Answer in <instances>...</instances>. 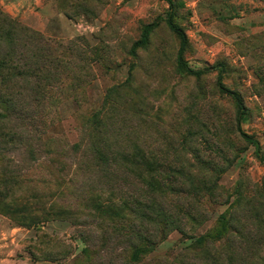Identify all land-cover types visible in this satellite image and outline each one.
I'll return each instance as SVG.
<instances>
[{"label":"rangeland","instance_id":"obj_1","mask_svg":"<svg viewBox=\"0 0 264 264\" xmlns=\"http://www.w3.org/2000/svg\"><path fill=\"white\" fill-rule=\"evenodd\" d=\"M173 1L259 155L167 1L0 0V264H264V0Z\"/></svg>","mask_w":264,"mask_h":264},{"label":"trees","instance_id":"obj_2","mask_svg":"<svg viewBox=\"0 0 264 264\" xmlns=\"http://www.w3.org/2000/svg\"><path fill=\"white\" fill-rule=\"evenodd\" d=\"M169 3V11L167 13V17H166V23L169 27V29L175 33L176 35L179 36L181 43H180V48L178 50V56H177V62L180 68H182L183 70H185L188 74L190 75H202L208 71H210L211 69H217L219 68V74H218V87L220 92L225 93L229 96H231L237 103L238 107H239V115L237 118V122H238V131L240 133V135L246 139L248 142H250L251 144L255 145L257 148V153L259 155L260 153V144L259 141H257L256 139H254L251 135L245 133L242 128H241V121L243 116L246 114V104H245V100L243 98V96L241 95L240 92L235 91L233 89H230L228 87H226V85L223 82V71H224V65H218V66H214L211 68H204L201 70H195L194 68H192L188 61L185 58V54L187 52V49L189 47V39H188V35L185 31V29L183 27H181L177 22V12L175 10V2L173 0H165ZM19 25V22H17L16 20H14L10 15L5 14L4 12L0 11V38L3 37H11L13 32L15 30H17ZM149 40V29L146 30V33L142 36L141 39L137 40L134 45H133V51H135L137 48L145 45L148 43ZM129 159H127L128 161ZM125 160H123L122 162H117L114 163L115 166V170L116 171H120L121 169H124ZM132 165H138V166H142L141 162L138 161H133L131 162ZM121 212L120 208H116V213L119 214ZM149 218V217H148ZM153 221H156L157 219H152ZM149 241V240H148ZM151 243H153L152 240H150ZM145 250L143 249H138L136 254L134 255L135 258L137 259L138 254L141 252H144Z\"/></svg>","mask_w":264,"mask_h":264}]
</instances>
